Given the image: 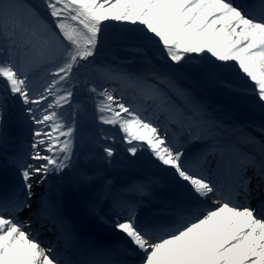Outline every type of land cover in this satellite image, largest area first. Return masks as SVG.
Instances as JSON below:
<instances>
[{
    "label": "snow or ice",
    "instance_id": "snow-or-ice-1",
    "mask_svg": "<svg viewBox=\"0 0 264 264\" xmlns=\"http://www.w3.org/2000/svg\"><path fill=\"white\" fill-rule=\"evenodd\" d=\"M42 7L0 0V167L18 177L0 185V264H264V0ZM113 24L124 55L101 61ZM231 72L250 85L259 122L221 119L197 94L235 91ZM9 102L31 125L26 149ZM118 143L163 176L118 180ZM69 192L115 241L77 230Z\"/></svg>",
    "mask_w": 264,
    "mask_h": 264
},
{
    "label": "bare ground",
    "instance_id": "bare-ground-1",
    "mask_svg": "<svg viewBox=\"0 0 264 264\" xmlns=\"http://www.w3.org/2000/svg\"><path fill=\"white\" fill-rule=\"evenodd\" d=\"M226 74V75H225ZM223 77L229 78L230 82H235L237 74L235 72L223 73ZM229 75V76H227ZM197 94L205 96L208 98L209 103L213 107H219L220 112L219 116L221 119H226L230 122L245 124L249 121L259 122L261 119V111L258 106L253 103V100H247L244 98H230L229 100L219 99L214 97L212 93H209L203 89L197 88ZM19 124H21V130L19 128H12L14 138L18 143L22 142L25 149L27 148L28 142L31 139L30 127L31 125L27 123L22 116V112L18 117ZM162 126L165 124L164 121H157ZM13 124V123H12ZM90 132V131H89ZM113 133V130H109ZM114 134L119 136L120 134L114 131ZM258 135L257 133H253ZM169 139H173V131L169 129ZM183 139V137H180ZM193 149L198 147L196 145L192 146ZM117 163L114 168L111 170L116 178L122 182H127L134 179L144 178L150 175H161L157 168H155L147 153H141L139 159L134 163L130 164L129 161L125 158L124 153L123 157H117ZM1 165V163H0ZM14 179L18 180V177H15L14 174L8 173L4 168L0 167V185H7L11 183ZM65 183L66 182H61ZM56 181H53V186H55ZM38 194L42 192L41 189L37 190ZM253 205L257 203V200L252 201ZM65 212L72 218L74 226L77 230L90 234L98 239L105 241H115L116 235L111 232V230L104 224L98 223L94 220L87 218L84 215L82 206L78 203V198L74 196L71 192L66 195L65 199ZM42 243L49 244L53 240V234L51 231H44L39 234L38 237Z\"/></svg>",
    "mask_w": 264,
    "mask_h": 264
},
{
    "label": "rangeland",
    "instance_id": "rangeland-1",
    "mask_svg": "<svg viewBox=\"0 0 264 264\" xmlns=\"http://www.w3.org/2000/svg\"><path fill=\"white\" fill-rule=\"evenodd\" d=\"M29 2L36 5L37 8L39 9V11L41 12V14L46 16V12L42 7V0H29ZM49 23H51L50 20H49ZM128 27H132V26H128ZM121 34H122L121 33V25L113 24L108 28L107 33H106L107 40L105 42V45H104V47L100 53V57H99V59L101 61L112 60L117 55H124V53L120 52L119 49L116 48L115 42H114L115 38L120 36ZM227 76H229V75H227ZM222 77H223V75H222ZM223 79L226 83L230 84L231 87L233 89H235V91H230L228 89H225L223 92L212 93V95L214 97H218L219 99H223V100H229L230 98H239V97L247 99V100H253L250 95H244L243 94L244 91L248 87H250V85L245 80L238 78V76H237L235 82H233V83L230 82L229 78H227L226 76L223 77ZM20 113H21V106L19 104H13L12 102H9L8 122H9L10 129L17 127L21 130V124H19V120H18ZM88 130L90 131V133L95 135L97 133V126L90 124ZM114 131L115 130H113V133L109 132V134L115 135ZM117 138L119 139V136H117ZM115 147H117V149H118V156L117 157H123V153H124L123 145L118 143L115 145ZM0 163H1V165L3 164L2 159H0ZM1 168H3V167H1ZM4 169L8 173L14 174L13 170L11 168H4ZM42 232H44V230H41L39 234H41Z\"/></svg>",
    "mask_w": 264,
    "mask_h": 264
}]
</instances>
